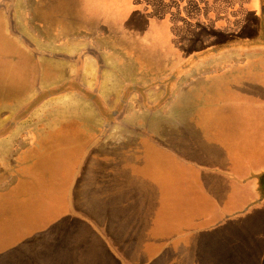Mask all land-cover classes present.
Returning <instances> with one entry per match:
<instances>
[{"label": "crops", "instance_id": "0c3cea01", "mask_svg": "<svg viewBox=\"0 0 264 264\" xmlns=\"http://www.w3.org/2000/svg\"><path fill=\"white\" fill-rule=\"evenodd\" d=\"M36 2L44 15L31 21L40 43L34 48L53 65L44 86L21 99L5 139L12 146L21 139L10 175L26 171L52 183L55 221L89 229L103 264L164 260L156 259L153 241L141 249L125 247L116 238L119 230L115 236L108 231L100 209L104 188L101 204L91 209L86 186L96 182L92 171H107L109 158L122 160L124 175L116 183L123 180L125 193L136 184L140 190L131 196L144 197L156 177L172 179L183 188L181 200L194 208L186 211L200 213L203 224L214 216L211 207L232 203L224 200L227 194L237 201L246 191L248 204L260 203L264 215V96L250 101L253 90L264 88V45L254 44L264 34V0L246 3L240 27L229 12L199 14L193 22L212 41L188 50L174 44L170 17L148 14L135 0ZM204 6L197 4L199 11ZM108 54L121 57L108 62ZM125 55L134 62L126 63ZM143 213L133 211V221Z\"/></svg>", "mask_w": 264, "mask_h": 264}, {"label": "rangeland", "instance_id": "374dc122", "mask_svg": "<svg viewBox=\"0 0 264 264\" xmlns=\"http://www.w3.org/2000/svg\"><path fill=\"white\" fill-rule=\"evenodd\" d=\"M36 1L0 0V264H103L96 257L100 246L89 229H78L77 222L66 223L63 218L55 221L57 214L53 208L52 183L40 181L45 179L41 175L29 176L26 171L25 175H10L11 169H15V158L19 154L16 148H19L21 139L12 141L17 146H12L11 140L7 142L6 126L11 125L12 117H16L13 114L20 108L21 99L31 96L36 85L44 86V78L51 73L49 68L53 65L47 60L49 55H42L39 49L34 48L40 43L36 34L38 27L31 21L38 18V12L41 17L44 15L43 7H39ZM101 1L105 0H100V4ZM198 1L203 6L204 2L210 4H205L199 11ZM248 1L135 0L148 14L170 17L174 44L187 50L212 41L201 24L193 22L200 20L199 14L201 18L204 12L221 17L229 12L235 17L232 25L240 27ZM233 5H239V8L235 9ZM22 34L24 37L21 38ZM21 39L25 48L19 42ZM129 40L137 42L136 39ZM140 46H146L145 42ZM117 56L121 57L108 54V62ZM144 57L141 55L142 62ZM124 61L134 62L131 56L127 58L126 55ZM255 96L263 98L262 86L252 91L250 101L254 102ZM28 109L24 108L25 111ZM107 165L105 173L92 171L98 183H88L86 195L94 200L95 205L91 209H97L103 199L101 189L104 188L106 196L100 206V209H105L107 221L104 224L114 236L119 230L120 235L117 232L116 236L120 238L119 244L123 241L125 247L141 249L146 241H153L155 249L159 246L156 259L164 260L152 264H264V215L260 213L261 209H257L260 203L256 207L248 204L251 195L248 191L237 201L227 194L224 200L232 203L211 207L215 210L214 216L210 217L209 223L203 224L202 217H198L200 213L187 212L194 208L181 200L179 190L183 188L172 179L166 182L156 177L146 196L133 198L131 193L137 195L139 186L134 184L125 193L123 180L116 183L117 176L124 175L122 160L117 163L115 158H109ZM135 170L138 168L131 169L134 183V178L137 180L139 175L134 174ZM206 190L212 191L211 188ZM131 197V207L125 206V198ZM260 199L264 203V194ZM205 203L208 205V201ZM133 211L145 213L133 221ZM136 221L140 227H134Z\"/></svg>", "mask_w": 264, "mask_h": 264}, {"label": "flooded vegetation", "instance_id": "af4514ba", "mask_svg": "<svg viewBox=\"0 0 264 264\" xmlns=\"http://www.w3.org/2000/svg\"><path fill=\"white\" fill-rule=\"evenodd\" d=\"M164 17V16H163ZM11 31H12V28H11ZM262 38L260 39V40H255V42H254V44L255 45H264V34H262ZM263 40V41H262ZM238 45H239V43H238ZM183 48H186V47H183Z\"/></svg>", "mask_w": 264, "mask_h": 264}]
</instances>
